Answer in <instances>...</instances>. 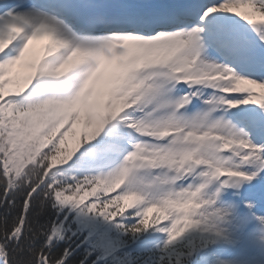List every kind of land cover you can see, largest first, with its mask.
<instances>
[{
	"label": "snow or ice",
	"instance_id": "1",
	"mask_svg": "<svg viewBox=\"0 0 264 264\" xmlns=\"http://www.w3.org/2000/svg\"><path fill=\"white\" fill-rule=\"evenodd\" d=\"M0 264H264V0H0Z\"/></svg>",
	"mask_w": 264,
	"mask_h": 264
}]
</instances>
